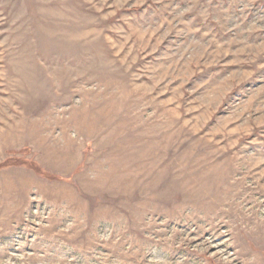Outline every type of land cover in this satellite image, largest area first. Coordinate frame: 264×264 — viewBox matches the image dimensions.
Returning a JSON list of instances; mask_svg holds the SVG:
<instances>
[{
	"label": "rangeland",
	"instance_id": "1",
	"mask_svg": "<svg viewBox=\"0 0 264 264\" xmlns=\"http://www.w3.org/2000/svg\"><path fill=\"white\" fill-rule=\"evenodd\" d=\"M0 264H264V0H0Z\"/></svg>",
	"mask_w": 264,
	"mask_h": 264
}]
</instances>
